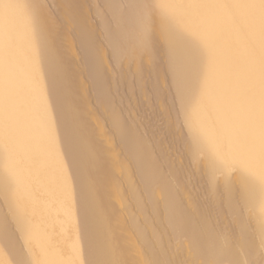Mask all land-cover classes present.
<instances>
[{
  "label": "bare ground",
  "instance_id": "1",
  "mask_svg": "<svg viewBox=\"0 0 264 264\" xmlns=\"http://www.w3.org/2000/svg\"><path fill=\"white\" fill-rule=\"evenodd\" d=\"M250 1L204 0L180 23L152 15L131 59L114 64L141 68L150 35L183 46L167 54L188 137L173 156L114 106L103 42L85 55L98 118L45 9L0 0L2 15L20 10L18 22L0 17V264H264V5L251 1L263 12L252 16ZM109 8L133 37L132 10L127 22Z\"/></svg>",
  "mask_w": 264,
  "mask_h": 264
},
{
  "label": "rangeland",
  "instance_id": "2",
  "mask_svg": "<svg viewBox=\"0 0 264 264\" xmlns=\"http://www.w3.org/2000/svg\"><path fill=\"white\" fill-rule=\"evenodd\" d=\"M36 1L46 11L45 14L46 18L44 19L45 22L52 23L55 25L53 31L54 36L52 35L51 37L55 39H59V41L61 40V47H62L61 49L63 51L70 50L72 53H74V56L73 57L71 56L69 59L66 58V61L71 63V66H73L74 68L82 69L79 74L73 76V79L88 83L87 87H85V96L88 99L87 100L88 112L100 118L96 105V101L98 100L99 97L97 96L96 92H94L92 88L89 86L90 75L89 72L87 71V64L85 57L86 50L88 49V47L92 45L91 42L93 43L99 41V42H103L105 45L103 52L105 59L104 62L106 61L104 66H106V69L105 67H103V70L101 71H103L102 73L105 74L106 72L105 70L108 69V72H111L110 77L112 76V73H115L114 78L111 79L108 83V85L110 84L109 87L111 89V94H113L112 99L114 101L113 102L114 106L119 108L120 113L121 112L123 113V114L121 113V115L126 117L125 120H127L128 123L130 122V124L136 127L139 125L137 129L140 127L138 129L140 132L142 131L145 134L150 132L152 136H154L155 134V137H157L156 134H158L157 137L158 139L159 138L162 139V136L164 140L167 138L168 140L167 139L166 140L168 141V143L165 140V142L167 143V145H165V148L169 150L168 152H171L170 154L174 152L175 155L178 154L177 151L181 148V146H179L178 143L182 145L183 142L187 141L186 138L188 137L185 134L186 128L182 121L183 118L180 113V106H181L179 100L180 97L176 89H174V81H173V77L171 76L173 69L172 67H170V64L167 65V63H169L167 59H169L170 57L167 58V56L170 55L168 54L169 52L171 53L178 50L179 51L183 50V46L182 45L180 46L178 42L177 45L179 46L177 48L176 47L177 42H176V43H172L175 44V46L173 45L169 46V44L171 43H168L169 46L168 47L167 45L164 44L166 43L164 42L165 40L158 38L156 39V37L150 35L149 39L145 41L146 46H148L146 50L147 53L149 54V60L147 61V63L145 62L141 66V68L128 67L127 62H124V64L126 65L118 66L119 70L117 72H114L116 71L114 69L115 68L114 64L117 63L120 57H124L125 61L131 59L130 56L132 54H130L131 52L130 50L138 46L134 42V40L140 41L141 39H144V36L151 30L149 29L148 25L150 23L149 21L152 20L153 18L151 17L152 15L156 19H159L161 21H166V22L169 21L170 23L171 21L172 22L175 21L176 23H180L183 22L184 19H186L185 12L188 10L190 11L192 9L193 11H191V13L193 14V16H195L197 12L201 10V4L204 0H36ZM251 1L254 4V6H256L255 9L259 6L261 2L263 4L261 3L260 5L262 6L264 5V0L263 1L258 0V2L256 0H251ZM247 2L245 3V5L249 3ZM252 3L248 4V6L250 9L254 11V6ZM110 5L117 6L119 10L116 16L126 18L127 22H130V17L123 13L125 12L126 9L132 10L136 22L135 24L136 30L134 31L133 37L132 35L130 37L127 34H122V31H124V25L116 23L113 15L109 17ZM259 9H262L264 11V8L262 7ZM69 10H76L77 12H79V14L81 15L80 18L81 20H79V22L75 21L74 16L71 13H68ZM257 10H255L254 13H252L253 11H250L251 12L250 14H252V16H258V14L263 15L262 11H260L261 13H259V11ZM255 12H257L258 14L257 13L255 14ZM0 17L1 18L3 17V20L5 21L18 22L20 19V10L19 9H15L13 11L11 10L7 13H3V15L0 12ZM101 17L104 19V21L102 20ZM261 18L263 19L264 17ZM193 22H197V19H194ZM161 28L160 31L164 34V31H166L167 28L166 27H164V29ZM114 32H115L114 34L115 37L113 35ZM194 32H195L193 33L195 35L194 37L196 36L204 37L207 34V31L205 30L204 31L197 30L198 33L195 30ZM85 36H87L86 38H88V41L85 38ZM84 39L85 41H83ZM86 41L88 42V44ZM157 45H160L159 52L153 50V47ZM192 49L194 50V48ZM224 58L226 61L234 60L233 55L229 57L226 56ZM25 59L27 62H32V60L34 61L36 59V55L33 52H30ZM189 62H193L192 58L191 61ZM157 69L160 70L161 73L160 80L156 79L157 77L155 74ZM248 69L250 68L248 67L247 70ZM255 71L256 70H254V72ZM257 81H259V79ZM261 82H263V79ZM22 86L26 87L27 86L26 82H24ZM209 112L211 113L210 114L211 117L216 116L218 114L217 111L216 112L209 111ZM207 113L206 116H209V114L207 115ZM124 114H126L127 116ZM168 120H170V123L183 125L184 127L182 126V129L184 128L185 130L182 131V134L181 133L174 134L173 130L168 128L170 124ZM181 121L183 124L181 123ZM104 128L106 130L109 129L108 122H104ZM171 141H172V145L170 144ZM176 142L178 143L176 144ZM173 144L176 146H174ZM165 148L164 150H166ZM171 149L173 152L171 151ZM200 185H201V189L206 188V184L202 185V183H200ZM222 198L226 199L225 196L221 197L220 199ZM220 199L219 201H224L223 199L222 200ZM111 212L113 214H116L117 210L112 209ZM53 236L55 238H58V234L55 232Z\"/></svg>",
  "mask_w": 264,
  "mask_h": 264
},
{
  "label": "snow or ice",
  "instance_id": "3",
  "mask_svg": "<svg viewBox=\"0 0 264 264\" xmlns=\"http://www.w3.org/2000/svg\"><path fill=\"white\" fill-rule=\"evenodd\" d=\"M110 264H115V262H110Z\"/></svg>",
  "mask_w": 264,
  "mask_h": 264
}]
</instances>
